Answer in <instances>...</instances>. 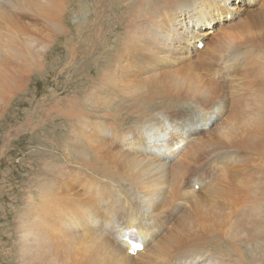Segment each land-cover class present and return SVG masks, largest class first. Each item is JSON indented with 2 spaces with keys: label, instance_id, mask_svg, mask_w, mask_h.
<instances>
[{
  "label": "bare ground",
  "instance_id": "6f19581e",
  "mask_svg": "<svg viewBox=\"0 0 264 264\" xmlns=\"http://www.w3.org/2000/svg\"><path fill=\"white\" fill-rule=\"evenodd\" d=\"M229 1L0 0V30L4 31V37H0V122L6 116L12 98L18 92H26L24 89L31 81L29 74L43 70V61L51 50L53 40L66 33L64 19L74 11L79 13L84 31L79 56L82 62L75 71L77 74H74L76 77L83 74L80 75L83 85L81 96L75 95L68 101L61 99L66 107L63 114L75 113L62 117L72 123L74 121V124L66 130L64 144L54 139L56 141L51 145L61 154L46 161L43 160L45 156L40 157L30 167L32 172H29L34 175L27 178L28 183L20 192L19 207L12 210L16 211L13 226L16 236L13 240L8 238V249H1L0 264H246L248 259L245 260L243 247L258 234H264V212L259 206L253 205L248 210L245 206L235 208L226 203L225 191L234 173L231 169L233 157L226 145L218 146L211 137L195 140L182 160H168L164 157L167 154L162 152V143L158 144L169 132L167 124L172 129L178 127L181 135L192 137L199 123L206 126L214 118L210 117L212 110L217 108L224 113L227 107V100L221 95L215 76L220 72L226 76L233 68L232 63L242 55V48L236 42L240 39L243 42L247 34L250 35L248 31L239 29L243 27L242 21L239 25L227 24V14L235 18L240 12L238 9L245 10L235 8ZM248 1L251 3V0ZM74 3L77 7L73 11L71 7ZM259 5L258 13L248 11L244 20L249 17L251 20L260 19V33L251 34V38L260 36V40L264 41V0ZM217 22L219 39L214 40L215 44L219 41L217 45H212L216 52L211 57L216 59V63L220 62L219 67L213 63H201V52L196 48L195 52L192 51L196 58L187 56L191 45H184L183 42L193 40L189 27L198 35L201 32L199 27L206 24L205 30H208ZM248 58H245L247 62ZM179 63V70L166 69ZM260 75L256 77L261 79ZM208 76L212 80L207 81ZM161 81L168 82L175 89L186 88L184 90L199 114L168 110L169 97L164 99L154 92ZM261 84L264 86L263 82ZM163 89H160L161 92ZM250 90L253 93L254 89ZM232 91L230 89L229 92L235 94ZM118 94L132 97V106L137 114L136 126L124 125L123 121L112 117L109 108H114L115 104L111 96ZM247 99L241 101L244 104L238 100L245 110L243 116H239L244 117L251 128L258 127L264 120L261 115L264 114V88H257L250 100ZM96 100L103 103L101 108L104 106L105 116L101 114L97 117L93 114L96 111L85 109L86 104H89L87 108H97ZM236 101L234 98L232 105L236 103V106ZM154 105L163 108L164 119L146 125L153 118V112L148 108ZM181 135L178 134L177 139ZM4 141L11 143L7 137ZM151 145L158 147L162 155L148 158L145 154ZM229 145L228 148H231ZM262 160H257L258 164ZM5 164L4 159H0V174ZM249 164L251 168L256 166V163L254 167ZM258 164L256 167L259 170L264 163ZM71 166L76 170H70ZM38 168L46 169V172L39 175ZM84 173L86 178L82 177ZM236 174L233 177L237 179ZM237 181L234 183L239 184ZM191 183H194L193 186L201 185L198 192L190 190ZM235 184H232L233 187ZM253 189L256 190L255 187ZM130 229H135L138 237L133 246L137 242L143 246L134 250V254L124 237ZM215 232H219L217 239L224 248L216 242L214 244ZM231 239L238 248L228 250L227 241Z\"/></svg>",
  "mask_w": 264,
  "mask_h": 264
},
{
  "label": "rangeland",
  "instance_id": "374dc122",
  "mask_svg": "<svg viewBox=\"0 0 264 264\" xmlns=\"http://www.w3.org/2000/svg\"><path fill=\"white\" fill-rule=\"evenodd\" d=\"M75 2H76V0H75ZM238 2L239 1L236 2V0H230L229 1L230 5H232V6L235 5V8H237V9L241 8V9H245V10L241 11L240 9H238V11H240V12L236 13V17L235 18H234L233 15L231 16L230 14H227L225 19H227L226 21H228L227 24H229V25L230 24L231 25H239L241 23V21H242V26L243 27L239 28V29H241V31H243V30L244 31H248L250 33V35L247 34V36L244 38L245 40L243 39V42H242L241 39L236 42L237 46L242 48V51H241L242 55L238 57L240 59L237 60V62H233L232 63L233 68H231L227 72L226 76L222 75L221 72L216 74V76H215L216 84H218V86L221 89V95H224L225 99L227 100V107H225V111L226 112L224 111V113H223V112H221V109L219 110L217 108L212 110L211 111L212 114H210V117H214V118H212V120L209 121L208 125H206V126H200L202 124V122L199 123L197 125V127H198L197 131H196V133L194 135H192V137H189L187 134H182L181 135L179 133V128L178 127H174L172 129V128L168 127V124H167V129L169 131L168 132L169 134L167 133V135H165L162 138V141L159 142L158 144L162 143L161 144L162 152H163V154H167V157H166V155H164V157L167 158L168 160H182L183 159V155L186 154L189 151L190 147L195 143L194 142L195 140L201 141V140H206L208 137H211L218 146L225 147V145H226L227 150L229 151V154H231V156L233 157V163L231 165V169L234 172L233 174L237 173L236 174L237 179H236L235 176L233 177V174L230 176V179H229L230 183L228 182V185L230 187L227 185L226 191H227L228 188L229 189H228L227 192L225 191V196L226 197L224 199H226V203L229 206H235V208L241 207V206H245L248 210L251 209L254 206H259V207H261L260 211L264 212V202H263V200H264V182H263L264 179H262L264 177H260V176H264V175H262V173L264 174V171H263L264 170V168H263V166H264V164H263L264 163V149L262 151V148H264V146H263L264 145V125H262V122L264 124V120L261 122L262 126L259 124L258 127L251 128L250 126H248V124L244 120V117H242L243 119L240 117V116H243L242 113L245 112V110L242 108L243 105L241 106L240 104H244L242 102H245L247 97L249 98L247 100H250V97H252L253 93L255 92V90H257V88L258 89L259 88H264V86L261 84L262 82L264 83V79H263L264 78V73H263L264 72V69H263L264 68L263 67L264 66V61H263L264 60V41L260 40V36H257L255 38H251V34L255 36L258 33H260V30L258 29L259 25H260V19L255 18V19H252V20H254V21H252L250 19V17H249V18L244 20V18H246L247 15H248L246 12L251 11V12L258 13V10H259V7H260L259 4H260L261 0H251V3H249L248 0H243L244 4H243V2L242 3H238ZM76 7H77V4L74 3V5H73V7H71V9H73V11H74V9ZM252 9H254V10H252ZM228 12H231V11H228ZM231 13L233 14L234 11H232ZM110 15L112 17V14H110ZM113 16H115V15H113ZM250 16H253V15H250ZM254 16H257V15H254ZM258 17H260V15H258ZM263 20H264V18H263ZM257 21L259 22V24H258ZM64 22H65V24H63V25H64V30L66 31V33L65 34H61L59 37H57V39L53 40V44H52L51 50L47 54V58L43 61V63H44L43 70L44 71L43 70L39 71L36 74H34L35 72L29 74L30 77H31V81H30L28 87L26 86L25 89H24V91H26V92H22V91L18 92L17 93L18 95H15L12 98V100L10 102V107H9L10 109L8 108V110L6 112V116L0 122V130H1L0 131V133H1L0 134V159L3 158L4 159V163L7 164V165L6 164L4 165V167L5 166L6 167H5V169H3L1 171V174H0V180H1L0 181V191H1L0 195L2 197L0 199V203H1L0 204V251L6 250V249L9 248V245H8V238L9 237L11 238V240H13L14 239L13 237L16 236V234L14 232L15 229L13 227V226H15L14 225V221H15L14 217L16 215V211H12V210L19 207L20 195L23 192V187H24L25 183H28V179L27 178H29L30 176L34 175V174L30 173V172H32V169H30V167L40 157H44L45 156L43 158V160L46 161L48 159H51L52 156L61 154L60 152L54 150L51 147V145L54 144V142L56 140L58 141V143H63L64 144L65 143V138H66L65 133L68 131L67 129L71 127L70 125L74 124V121L72 123V121L70 122L69 120H66L65 118H63L62 115L63 116L64 115L65 116H70V115H74L75 114V113H73V111H72V113H69V114H63L64 110L66 109L64 101H66V100L68 101L69 98L75 97V95L81 96L80 93H82V86L83 85H82V82H81L82 78L80 77V75H83V74H80L78 77H76V75H74V74H77L75 71L79 68L80 62H82V60L80 59L79 56H80V54L82 52V43H83V40H84V37H83L84 36V31L82 30V26H81L82 25V17H81V15L79 13L75 14V11L68 18L64 19L63 23ZM244 22H245V24H244ZM205 25L206 24L202 25V27H199V31L206 32V33H201L200 32V34H198V35H195L192 32L193 28L191 26L189 27V30H190L189 32L192 35L191 38L193 40L191 41L192 43L191 42H186V41L183 42L184 45H188V46L191 45V48H190L189 52L186 53V55L190 56V57L193 56L194 58H196L195 55L193 54V52H195L194 48H196L199 52H201V56L200 57L203 60V61L200 60V61H202L201 63H205V65H209V64L213 63V64H217L218 65L216 67H219L220 62L218 61L216 63V61H215L216 59L211 57V55L215 54V52H216L215 49H212V48H214V47H212V45L213 46L217 45L218 41H219V40L216 41L217 44H215L214 40L219 39V36L217 35L218 28H219V22H217L216 24L214 23L213 25H211L210 26L211 29H208V30H205L206 29L205 27L208 26V25H206V26ZM253 27H254V29H253ZM214 33H216V34H214ZM0 37H4V31L3 30H0ZM211 42H214V43L211 44ZM244 42H246V43H244ZM111 43H113V42H111ZM111 43H109V44H111ZM110 47H111V45H110ZM187 51H188V49H187ZM208 53H210V54H208ZM202 56H204V58H202ZM260 56H261V59H260ZM205 57H206V59H205ZM248 57H250V58H248ZM245 58H248V62H247V59H245ZM251 58H252V62H251ZM254 59H256V60L254 61ZM209 60H210V62H209ZM187 61H190V60H187ZM45 63H47V64H45ZM51 64H52V66H51ZM248 64H249V66H248ZM180 65H181V63H179L178 65H172L170 67H167L166 69L167 70L169 69L168 71H170V69L171 70H175V69L179 70L180 69ZM247 66H248V68H247ZM254 66H256V67H254ZM227 67H229V66H227ZM227 67H224V68L226 69ZM261 67H263L262 68L263 71H262ZM255 68H257L258 70L255 69ZM247 69L250 70V71H248ZM253 69L256 71V74H255ZM240 71H241V73L239 75ZM251 71H253L254 74ZM54 72H56V73H54ZM248 73H250V74H248ZM219 75H221L222 78ZM244 75H245V77H244ZM256 75L257 76L260 75L261 79L257 78ZM234 76H236V77H234ZM250 78H251V80L253 82L250 81ZM208 79L212 80L210 78V76H208L207 81H208ZM238 79H240V80H238ZM243 79L245 80V82H243L244 81ZM257 79H258V81L259 80L260 81L259 82L256 81ZM163 81H161L162 83H161V85H159V88H154V92H156L157 95H160L161 98L165 99L166 97H169L168 99H170L171 102L168 101L169 102L167 104V109L168 110L175 111V112H180V113H183V114H189V113L190 114L194 113L195 115L199 114L198 110L196 109V106L193 104V100L189 98L187 92L184 90L186 88H184V89H175L174 87L168 85L169 84L168 82H163ZM232 82H233V84H232ZM251 83H253V84H251ZM230 84L232 86H230ZM245 84L247 86H249V87L251 86V87L249 88ZM248 84H251V85H248ZM239 85H240V87H239ZM241 85H243L244 87L241 86ZM253 85H255V86H253ZM258 85H259V87H258ZM229 86L231 88H229ZM260 86H262V87H260ZM54 87H56V88H54ZM232 88L235 89V90H233ZM241 88H243V90ZM160 89L161 90L163 89V91L161 92ZM230 89H231V91L233 90L232 92L235 93V94L230 93L229 92ZM244 89H246V90H244ZM250 89H254L253 93H250L251 92ZM225 90H226V92H225ZM78 91H79V93H78ZM242 93H243V95L244 94L245 95L243 96ZM136 94H137V91H136ZM125 95H127V94H125ZM125 95L124 94H118L119 97L117 95L114 96V97L111 96V100L114 101L115 107L114 108H109V110L111 111L112 117L117 119L116 121H118V120H120V122L123 121L124 125H127V126L131 125V127H133V126H136V119H137L136 109L134 108V106H132V103H133V101H131V100H133L132 97H130L128 95L127 98H126ZM230 95L231 96L235 95L233 97L235 99H237L236 102L238 103L237 104L238 106L237 105L235 106L236 103L234 105H232L234 103L233 102L234 98L233 97L232 98H228ZM236 96L241 97V98L242 97H246V98H242L241 99V98H237ZM121 98H123L124 100L121 99ZM61 99H63L64 101L61 100ZM228 99H229V101H231L232 99L233 100L231 102H229ZM238 100L240 102L241 101L242 102L240 103ZM120 101H121V103H120ZM95 102H96L95 105H97V108H91V107L87 108V105H89V104H86L84 106L85 109L86 110L88 109V110L96 111V112H93V114L95 116H97V117H99L101 114L103 116H105L106 114L103 112V107L104 106L101 108L103 103L99 102L98 100H96ZM53 103L56 104V106H53L54 105ZM98 104H100V106H98ZM124 105H126V106H124ZM155 106L156 105L148 108V109H150L153 112V115H152L153 118L146 125H151L153 123H158V122H160V121H162L164 119V115L165 114L162 111L163 108H157V106L156 107ZM234 106H235V108H234ZM50 108H51V111H49ZM98 109H100V110H98ZM217 110H219L220 113ZM99 111H101V112H99ZM215 111L217 112V114H216ZM55 112H56V115H55ZM59 112L61 113V115H60ZM261 115H262V118L264 119V114L261 113ZM227 116H229V117H227ZM228 120H230L229 124L227 123ZM233 128H235V129H233ZM240 128H241V130H239ZM25 130H26V132H25ZM222 131H224V132L222 133ZM241 131H242V133H241ZM56 132L57 133L61 132V133L59 135H57ZM225 132L227 134H229V136H227V134ZM245 132H246V135H244ZM47 133H49V134H47ZM248 133H249L250 136L248 135ZM257 133L258 134L260 133V134L258 135ZM5 134H6L5 138L7 137V139L9 141L11 140L10 141L11 143L7 144V142L4 141V139H5L4 135ZM178 134L181 135V138H179V139H177ZM253 137L256 138L257 140L261 139L260 142H259V140L258 141L255 140L257 142V144H256V142L254 141ZM54 139H56V140H54ZM238 139H242V140H238ZM60 140H62V141H60ZM172 140H173V142H171ZM242 141H246L248 143H246V142L243 143ZM253 141H254V143H252ZM260 143H261V145H259ZM251 144H252L253 147L251 146ZM166 145L168 147H166ZM228 145L231 148H228ZM239 145L244 146V148L241 147V146L239 147ZM245 146H247V147H245ZM249 146H251V147H249ZM254 146L258 147V148H255ZM235 149H237L238 152L235 151ZM47 150H49V151H47ZM256 150L258 151V153H257ZM31 152L33 153V155L35 153H39V154H35L33 156V155H31L32 154ZM216 153H218V152H216ZM26 154H28V155H26ZM158 154L162 155V154H160V150L158 149V147H156L154 145H151L150 148L147 150L145 155L148 158H153V156H155V155L157 156ZM29 155H31V156H29ZM38 155H40V156H38ZM262 155H263V157H262ZM252 156L253 157L255 156V157L253 158ZM257 157H259V158L257 159ZM257 160H259V161L262 160L263 161V162H259V164H261V163L263 164V165L259 166V170L257 168L258 167L257 166V164H258ZM38 161H40V160H38ZM249 163H252V165L254 163H256L257 167L256 166L254 167V165H253L252 167H254V168H251ZM247 164H248V166H247ZM249 166H250L251 169H249ZM255 168L257 169V173H256V169ZM69 169L70 170H76L74 166L69 167ZM199 169H201V168H199ZM39 171H40V173H39V175H40V174H42V172H46V169H42V170L39 169ZM260 171H261V173H259ZM243 172H244V174H243ZM213 174H214V172H213ZM208 175H209V173H208ZM243 175H245V176H243ZM246 176H247V178H246ZM250 176H251L252 179L251 178L249 179ZM254 176H256V177H254ZM82 177L86 178L85 177V173L83 174ZM243 177H244V179H243ZM258 177H260V179H262L263 181L258 179ZM238 178H240V179H238ZM230 180L231 181L233 180V182H231ZM234 180H236V181L238 180L237 183H239L240 185L239 184H235L234 182H236V181H234ZM239 180H240V182H239ZM241 181H242V183H241ZM250 181H251V183H250ZM261 181H262V183H261ZM231 183L235 184L234 185L235 187H233V185ZM259 183H260V185H259ZM193 185H194V183H191L190 190L198 192L200 187H201V185L200 184L195 185V186H193ZM254 187L256 189L255 191L253 189ZM258 187H260V189ZM234 188H236V189H234ZM246 188H249V189H246ZM249 190H250V192H249ZM230 191H231V193H229ZM232 192H233V194H232ZM238 192H239V195H238ZM226 193L229 194V195H226ZM235 193H237V194H235ZM261 194H263V195H261ZM232 197H233V199H232ZM224 199H222V200H224ZM231 199L232 200L235 199V200L232 202ZM247 199H252L254 202L251 203L252 200H247ZM255 200L257 202H255ZM240 202H241V204H240ZM236 203H238V204H236ZM249 203H251V204L249 205ZM239 204H240V206H239ZM247 205H249V206H247ZM218 233L219 232H215L214 235H213L214 244L216 242V243H218V246L224 248L223 243L219 242V240L217 239L218 238ZM126 234H125L124 237L129 238L128 236H126ZM215 234H217V235H215ZM130 236H132V235H130ZM10 238H9V240H10ZM253 239L254 240H251L249 242L247 241V245L246 246L244 245V247H243L244 257L246 256L245 260L248 259L246 264H253L255 260H256V264H264V262H263L264 261V258H263L264 257V234H258ZM146 244H147V241H146ZM227 246H228V250L232 249V248H235V247L238 248L237 244L235 242H233L232 239L230 241L229 240L227 241ZM260 250L262 252L259 253ZM250 257H252V258H250ZM233 258H235V257H233ZM235 260H233V261L235 262Z\"/></svg>",
  "mask_w": 264,
  "mask_h": 264
}]
</instances>
